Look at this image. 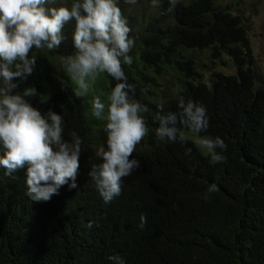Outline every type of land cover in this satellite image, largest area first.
<instances>
[{
    "label": "trees",
    "instance_id": "1",
    "mask_svg": "<svg viewBox=\"0 0 264 264\" xmlns=\"http://www.w3.org/2000/svg\"><path fill=\"white\" fill-rule=\"evenodd\" d=\"M117 4L135 38L133 63L122 68L149 128L129 157L141 167L123 178L121 195L107 204L89 176L102 162L96 153L106 148V121L92 115L94 94L79 93L63 64L76 52L73 18L58 49L33 47L34 71L14 81V90L34 89L27 101L42 115L50 109L63 117L66 141L72 132L81 138L77 187L65 184L51 200L37 202L26 194L27 165L12 175L0 166V264H113L112 255L124 264H264V76L250 21L221 0ZM206 50L210 61L229 57L235 73L214 72L206 82L198 69ZM98 76L107 103L117 81ZM181 97L205 105L209 118L206 132H183L222 138L226 162L212 164L189 138L181 143L155 135L158 106L177 111ZM4 151L0 145V156ZM213 183L217 191L208 194ZM142 213L147 223L140 228Z\"/></svg>",
    "mask_w": 264,
    "mask_h": 264
},
{
    "label": "clouds",
    "instance_id": "2",
    "mask_svg": "<svg viewBox=\"0 0 264 264\" xmlns=\"http://www.w3.org/2000/svg\"><path fill=\"white\" fill-rule=\"evenodd\" d=\"M125 2L135 4L137 0ZM169 3L174 6L177 0ZM56 5L57 0H0V145L5 149L0 166L12 175L27 165L26 194L37 202L51 200L65 184L77 187L81 138L72 132L70 142L66 141L63 117L50 109L42 115L25 99L34 89L13 94L18 87L14 81L26 80L34 71L36 58L29 57L33 47L58 49L63 26L74 18L76 52L66 56L63 64L79 93L87 95L99 73H107L117 81L107 103L96 95L91 105L92 115L106 121V148H98L96 154L102 162L92 166L89 176L107 204L121 195L123 178L141 167L138 160L129 157L149 132L142 115L146 108L132 99L135 87L128 83L122 68V62L133 63L129 53L135 38L129 36L131 29L117 0H74L70 7ZM152 6H158V0H152ZM158 107L155 135L160 140L183 143L184 129L199 134L209 127L207 108L201 103L185 102L181 97L177 111L164 112L163 105ZM196 143L211 156L212 164L226 162L223 152L228 146L219 136H199ZM215 191L217 185L213 183L207 193ZM146 223V214L142 213L138 227ZM87 226L93 227L92 221ZM108 259L113 264H124L119 255Z\"/></svg>",
    "mask_w": 264,
    "mask_h": 264
},
{
    "label": "rangeland",
    "instance_id": "3",
    "mask_svg": "<svg viewBox=\"0 0 264 264\" xmlns=\"http://www.w3.org/2000/svg\"><path fill=\"white\" fill-rule=\"evenodd\" d=\"M221 2L233 5L238 9L236 13L243 14L250 21L249 37L251 39L258 69L264 76V0H221ZM210 54V50L203 51L201 53V60H198L201 66L198 67V69H200V73L206 82L209 83L210 77L214 72H222L228 75L235 73V66L229 57L223 56L224 58L222 59L210 61L208 58ZM101 79L102 78L98 76L95 83L90 87L89 92H92L94 96L103 94V90L100 89ZM162 79L163 77L159 78L158 86L153 90L157 91V89H160V82ZM17 93L22 95L21 90H13V94ZM184 135L195 143L198 139L197 136L196 138L188 133H184ZM198 147L203 154H208L205 149H202L199 145Z\"/></svg>",
    "mask_w": 264,
    "mask_h": 264
}]
</instances>
